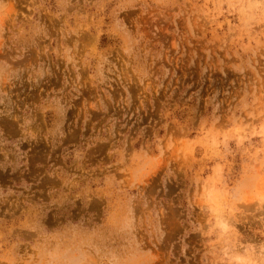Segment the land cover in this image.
Wrapping results in <instances>:
<instances>
[{
  "label": "rangeland",
  "instance_id": "1",
  "mask_svg": "<svg viewBox=\"0 0 264 264\" xmlns=\"http://www.w3.org/2000/svg\"><path fill=\"white\" fill-rule=\"evenodd\" d=\"M0 264H264V0H0Z\"/></svg>",
  "mask_w": 264,
  "mask_h": 264
}]
</instances>
